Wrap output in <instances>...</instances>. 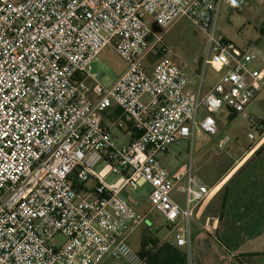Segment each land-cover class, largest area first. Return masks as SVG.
I'll use <instances>...</instances> for the list:
<instances>
[{
    "label": "built area",
    "instance_id": "obj_1",
    "mask_svg": "<svg viewBox=\"0 0 264 264\" xmlns=\"http://www.w3.org/2000/svg\"><path fill=\"white\" fill-rule=\"evenodd\" d=\"M245 4L0 0V264H144L128 239L148 216L122 192L146 186L151 210L177 230L178 246L191 248V221L212 195L193 173L196 136L218 134L215 115L223 108L262 127L246 110L264 82V50L215 34L221 8ZM147 16L165 31L186 17L208 36L196 90ZM111 47L125 72L111 86L88 85L94 61ZM208 68L220 78L204 93ZM113 106L136 133L121 147L111 129L126 128L123 117L102 121ZM183 140L192 145L190 162L169 170L159 157ZM112 175L118 179L109 183ZM90 180L93 188L86 187ZM175 190L185 196L184 208Z\"/></svg>",
    "mask_w": 264,
    "mask_h": 264
},
{
    "label": "rangeland",
    "instance_id": "obj_2",
    "mask_svg": "<svg viewBox=\"0 0 264 264\" xmlns=\"http://www.w3.org/2000/svg\"><path fill=\"white\" fill-rule=\"evenodd\" d=\"M145 20L155 35H162L163 44L166 47L165 53H168L171 60L178 67L188 73L191 82L189 88L196 90L202 80V62L208 49V36L186 17L179 19L167 31L159 27L150 16H147ZM215 34L218 39L233 43L241 48L250 42L257 44L258 40H262L261 45H258L264 50V0H246V4L237 10L223 6L215 27ZM102 53L103 55L100 54L93 63V73L104 72L108 79L107 82H113L120 72L125 71L127 64L113 47L104 50ZM158 59L159 56L153 57L150 59V63H155ZM219 78L218 73L212 68H208L205 73L203 92L205 93L208 87L215 85ZM201 112L204 113V110ZM226 112V109H222L219 114L215 115L218 125L216 136L201 134L195 138L193 173L201 180L204 179L207 184L220 177L235 159L254 144L259 137L258 129L250 123L249 118L245 119L241 116L232 118ZM246 112L249 117L256 119L259 125H264V82L261 91L251 100ZM113 134H116L122 140V142H116L117 146L121 147L126 142L125 136L117 130L113 131ZM250 135L255 138L251 139ZM223 138H229L230 141L224 147H220L219 143ZM191 150V142L183 140L172 145L169 152L159 158L169 170L176 169L180 165L190 162ZM103 166L104 163L99 164L96 170L100 171ZM117 179V175H112L108 178V182L114 183ZM94 186L95 182L93 180H90L86 185L87 188H93ZM150 190V186L139 190L126 188L123 190L122 196L142 214H147L149 220L147 225H153L156 229H159L157 235L159 239L172 242L174 236L169 238L170 228L166 220L160 214L151 210L148 202ZM175 200L181 207H185L184 195H177ZM152 236L153 232L151 230L148 232L145 227H142L129 237L128 242L135 251L139 252L142 247L141 240H149ZM58 241L63 243L65 239L60 236ZM151 245H153L152 242ZM187 259L188 264H190V254L187 255ZM106 264L123 263L112 260Z\"/></svg>",
    "mask_w": 264,
    "mask_h": 264
},
{
    "label": "crops",
    "instance_id": "obj_3",
    "mask_svg": "<svg viewBox=\"0 0 264 264\" xmlns=\"http://www.w3.org/2000/svg\"><path fill=\"white\" fill-rule=\"evenodd\" d=\"M261 42L262 40H258L257 45H261ZM259 45L258 49L262 51ZM124 72H120L113 82H107L104 72H92L93 76L87 79V84L93 86L95 83H102L111 86ZM212 87L214 85L208 87L205 93ZM223 109H226V113L232 118L241 116L247 119L231 109ZM120 117H123L126 128L111 129V134L116 144L122 140L113 134V131L123 133L126 139L122 144L124 146L130 143L136 133L133 124L123 116V111L113 106L103 115L102 121L105 125H110L114 119ZM258 131L257 141L244 150L220 177L210 184L202 179V182L212 190V195L196 210L190 228V249L177 245L176 229L168 226L169 238L174 236V239L167 242L157 236L159 229L147 225L149 220L142 225L148 232L150 230L153 232L152 238L141 240L142 247L144 242L149 244L152 242L155 245V250L144 264H188V254L190 264H264V125ZM219 146L221 147L220 143ZM180 194L175 190L174 200Z\"/></svg>",
    "mask_w": 264,
    "mask_h": 264
},
{
    "label": "trees",
    "instance_id": "obj_4",
    "mask_svg": "<svg viewBox=\"0 0 264 264\" xmlns=\"http://www.w3.org/2000/svg\"><path fill=\"white\" fill-rule=\"evenodd\" d=\"M154 245V244H153ZM147 242L143 243L142 250L140 251L141 256L143 257L144 262L147 260V258L153 253L155 250V245L153 246Z\"/></svg>",
    "mask_w": 264,
    "mask_h": 264
}]
</instances>
